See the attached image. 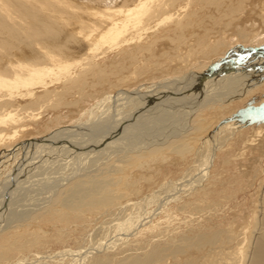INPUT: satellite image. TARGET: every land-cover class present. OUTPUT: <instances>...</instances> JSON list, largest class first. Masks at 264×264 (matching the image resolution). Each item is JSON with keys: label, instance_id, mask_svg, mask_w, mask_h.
Here are the masks:
<instances>
[{"label": "bare ground", "instance_id": "obj_1", "mask_svg": "<svg viewBox=\"0 0 264 264\" xmlns=\"http://www.w3.org/2000/svg\"><path fill=\"white\" fill-rule=\"evenodd\" d=\"M263 38L264 0H0V264H264V180L240 223L183 226L166 207L181 199L201 212L219 158L263 156L264 96L239 116L222 113L238 92L264 94ZM166 151L196 154L195 165L116 217L124 236L41 254L51 239L30 231L32 191L51 193L36 218L65 241L73 223L127 194L113 172ZM162 209L166 224L155 221Z\"/></svg>", "mask_w": 264, "mask_h": 264}, {"label": "rangeland", "instance_id": "obj_2", "mask_svg": "<svg viewBox=\"0 0 264 264\" xmlns=\"http://www.w3.org/2000/svg\"><path fill=\"white\" fill-rule=\"evenodd\" d=\"M235 40H236V38L231 39V41H235ZM262 40L264 41V38ZM262 43L264 44V42H262ZM263 47H264V45H263ZM161 79L162 78H158V79L156 78V80H157L156 82H158V80L160 81ZM163 79H165V78H163ZM239 94H240V92L236 93V96L234 97L233 101L230 102L231 105L229 106V108H227L225 111H222L223 110L222 109V110H220V112L222 111V113L225 112L226 114H228L229 112L235 111L234 114H232L231 118L233 117V115L239 116V114L242 113L243 111H250L254 107H257V104H255V103H257V101L261 100L264 96L263 93L262 94L256 93V94L251 95L250 97L247 96L248 92L242 93L241 95H239ZM261 104H263V102H260V105ZM217 109L219 110L220 108H217ZM216 116H217V118H220V119L222 118V117H220V113L217 115L214 114L213 116L208 117L207 122L215 123L216 121H218ZM233 119H235V118H233ZM263 122H262V124H264ZM208 126H209V124H208ZM251 131H252V129H250L248 131V133H246L245 139H247L246 136L247 137L250 136ZM242 145H243V143L241 144V146ZM194 147H196V146L194 145ZM192 149H193V145H192ZM256 151L257 150L249 149L248 150L249 154L248 153L246 154V157H245L244 161L242 162V164H237L236 166H234L230 162H226L228 157L219 158L220 159V160H218L219 164L225 165L227 168L226 169L222 168L223 166L220 165L219 167L217 166L218 169L216 168L217 173L212 172L214 175H216V179L219 177L216 181L220 180V181H218V185L213 186L215 189H217V191L215 190L212 192L213 194L211 193V197L214 195L212 197L213 201H215L219 204L216 209H215V207H216L215 202H213L212 198H210V197L208 198L210 203L208 202L207 198H204L205 199L204 203H206L207 205L204 204L203 202H199L202 204V206H201V208H202L201 212L202 213L199 210H197V208H194L197 205L195 206L194 204H192V206L189 207L190 209L187 207V209L185 210L182 208L185 201L182 202V200L179 199L178 200L179 202L176 200L178 202L177 203L175 201V199L171 198V200H169L168 204L166 205V207L170 208L169 211H167V213H173L171 215L172 216L175 215V217L173 218L175 220L174 222L178 223V224L182 223L181 225H183V226L186 225V224H184L185 220H187L191 225H193V223L197 224V222H199L200 220L201 221L204 220L207 223H213V221L214 222L217 221V223H218V221H219V223H221V224H225V223L227 224V222H229L230 220L232 221V219H235V221H236L237 218L238 219L236 222L240 223V221H242L244 219V216L247 217V216H249V214H250L249 217H252L253 210H254V207L256 204V202H254L253 199L255 197V194L258 191L259 186L261 185V183L264 180V153H263V156L261 155V157H260V156H258L259 152L258 151L256 152ZM261 152H262V150H261ZM237 153H238V150H237ZM165 154H166L167 159H162V161L159 160L160 162L158 160H156L155 162H149V164H146L144 166V168L143 167L142 168H138V167L135 168L133 165L134 162H129L128 166L124 167L125 169H123V171L113 172L112 173L113 177H116V178L120 177V179H121V182H118V184H115V185L117 187L121 188V190L123 192H126L127 194L125 196H123L119 200V202L117 204H115L110 210L105 211V213H104V211L91 213L90 216H89V214L87 215V218L83 222H80L78 224L73 223L72 225H74V228H75L74 232L72 233L73 235H70L69 237H67V239L65 241H61V240L57 241V239H55V237H53L54 226L52 225L51 222H49L48 219L42 220V218H40V217L36 218L37 215L39 214L40 210H41V206L43 207L45 202L48 201L49 197L51 196L50 195L51 193L48 191H45V190H41V191L35 190V192L32 191V195L34 196V198H36V200L34 199L33 201H31V203L33 202L32 204H30L31 207H27V204L24 206V207H27L28 210H31V211L33 210L32 211L33 214L35 212H37V210H38L36 215L34 214L31 221L29 222L30 227H31L30 231H34L37 229L41 233L45 232V235L47 236V238H49V240L51 239V241L48 243L47 246H45L44 248H40L41 251H44L41 254L47 255L51 251L50 252L51 255H55L58 253V251H61L65 248H72V249L78 248L79 249V246L80 247L84 246L86 244L87 240L90 243L92 241H97L101 237L106 235V233H107V235H109L108 236L109 240H110V238H113V237L120 238V237L124 236V234H120V233L117 234V231L113 230L114 225L118 221L117 218L123 214L122 218L119 219V220H123V219L127 218L128 215H130L132 213H136L139 210V208L137 209L134 206L132 207L131 206L132 203H134L135 201L136 202L141 201L143 199L144 195H146L147 193L152 192L154 190H157L159 188V184L166 181L167 178L179 179L181 177L183 171L185 169H187L189 166H191V163H192V165H195V163H193L192 160H193V158L196 159V157H195L196 154L188 155V153H186V155L184 157L182 155L176 153V152L166 151ZM185 157H187V158H185ZM258 157H260V158H258ZM178 158H179V160H177ZM230 159H232V157L228 158V160H230ZM178 163H179V165H178ZM184 166H185V168H184ZM68 169H70V167H67V169H65L63 173H65V171ZM71 171L72 170H70L68 173H71ZM255 171L260 172L259 178L256 177ZM39 175H41V174H38V176H35V178H41L42 176H44V175H41V176H39ZM47 176L50 177L51 179H53V178H58L60 175L54 174L51 176L50 175H47ZM143 176H146V177L150 176V177H152V179H150V177H149L148 178L149 180H147ZM126 179L127 180L129 179V181H130L129 184H128V181ZM136 180L139 182H142L144 185L143 189H142V193L141 192L135 193V191H131L135 185L141 186V185L136 183ZM28 184L29 185L34 184V180ZM126 185L127 186L129 185L128 188L126 187ZM46 193L48 195H46ZM185 198H186L185 200H188V201L190 199V197H185ZM187 198H189V199H187ZM39 199H41V200L39 201ZM121 202H122V204H121ZM142 202H144V201H142ZM179 203H181V206ZM170 204H172V205H170ZM211 204H213V205H211ZM30 205H28V206H30ZM150 206L151 207L146 205V207H148L150 209L157 208L156 204H151ZM127 207H128V209H126ZM161 207L164 209L163 205ZM161 207H159V208H161ZM132 208H133V210H132ZM204 208L206 210L205 212H204ZM163 209L161 211L163 212L164 215L159 210V215H157V217H159V218H157L155 221H157L158 219H160V220L162 219L161 221L160 220L159 221L162 224H166V219L168 216L167 217L165 216V212H166L167 208L165 210H163ZM221 209H222V211H221ZM189 210L193 211V213L192 214L189 213L190 212ZM209 213H214V214L212 215ZM126 215H127V217H126ZM160 215H163V216L160 217ZM186 216H187V218H186ZM191 217H194L196 220L195 219L191 220L192 221L191 222L189 220V219H191ZM146 220H148V219H146ZM75 225H77V226H75ZM83 226H84V229L82 228ZM110 227L112 229H110ZM42 230H44V231H42ZM26 254H27V257H32L29 250L26 251ZM17 256H19V255L14 256L13 259H16ZM23 257H26V256H23Z\"/></svg>", "mask_w": 264, "mask_h": 264}]
</instances>
